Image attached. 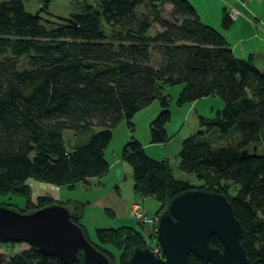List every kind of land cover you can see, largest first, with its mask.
Returning <instances> with one entry per match:
<instances>
[{"label": "trees", "instance_id": "1", "mask_svg": "<svg viewBox=\"0 0 264 264\" xmlns=\"http://www.w3.org/2000/svg\"><path fill=\"white\" fill-rule=\"evenodd\" d=\"M71 1L80 11L56 20L39 13L47 0H40L35 13L24 10L23 0L0 1V194L24 200L20 208L9 207L26 212L57 202L85 233L86 202L39 196L33 205L26 180L71 189L104 175L112 128L124 120L131 131V117L153 100L159 110L148 124L149 141L165 142L170 97L162 90L180 85L177 106L210 95L222 102L212 117L197 116L200 129L184 137L177 152V168L201 185L174 178L166 160L149 157L130 136L120 158L131 169L132 190L158 200L159 208L189 189L222 194L241 225L249 264H264V78L251 56L235 57L188 0ZM165 3L169 19L162 17ZM139 6L145 12L137 17ZM152 24L160 30L149 36ZM220 24L231 25L226 7ZM230 129L237 131V141L212 148L209 134ZM64 131L71 136L65 139ZM94 236L88 241L110 264H124L132 248L145 246L129 226L96 228ZM208 243L220 248L214 235ZM187 259L201 264L193 254ZM6 264L79 263L28 246L9 255Z\"/></svg>", "mask_w": 264, "mask_h": 264}, {"label": "water", "instance_id": "2", "mask_svg": "<svg viewBox=\"0 0 264 264\" xmlns=\"http://www.w3.org/2000/svg\"><path fill=\"white\" fill-rule=\"evenodd\" d=\"M69 216V208L57 202L26 212L0 205V243L24 242L64 262L110 264ZM154 234L157 250L132 248L124 264H188L189 254L201 264H249L241 225L220 193L189 189L175 195L157 214ZM211 235L220 248L209 245Z\"/></svg>", "mask_w": 264, "mask_h": 264}, {"label": "rangeland", "instance_id": "3", "mask_svg": "<svg viewBox=\"0 0 264 264\" xmlns=\"http://www.w3.org/2000/svg\"><path fill=\"white\" fill-rule=\"evenodd\" d=\"M93 1L94 0H91L90 2H93ZM188 1H193L194 5H195V2H196L195 0H188ZM206 1H208L212 4L213 3L215 4V0H206ZM40 4H42L40 2V0H23L24 10L27 12H30V13H35V12L39 11V5ZM261 6L264 7V4H262ZM45 8H46L45 9L46 11H44V10L39 11L40 15L42 17L48 18L50 20H56L55 17H67V15L69 13L79 12L80 11V4L72 2L71 0H47V4H46ZM213 8H215V6H213ZM169 9H170V5L168 3H165L162 7V17H164L165 19L170 18ZM135 12H136V16L138 17L141 13L145 12V10L143 7L139 6ZM254 19H255L254 16H252L251 20L249 19V21L252 22ZM237 20L238 19H236L235 21H233V23H231V25L227 29V30H229V32H232V30L235 29V26L237 24ZM204 23H207V22H204ZM211 26L220 32L224 31V29L221 27V25L219 23L216 24V23L212 22ZM157 30H160L158 28V26L156 24H152L150 29L147 31V34L149 36H151ZM251 32H252V30H251ZM255 49H257V50L254 52L255 54H253V57H251L252 63L254 65H257L258 67H262V69H264V66H263L264 48L262 46H261V48L256 46ZM247 57L248 56H246V58ZM262 69H259V70H262ZM175 86L176 85L166 87L167 93L173 94L174 89H172V88H175ZM175 98H171V100L169 101L170 119L166 123V127H165L168 134H173V140H171L169 143H167V145L160 146L159 148H161V149H159V150L160 151L166 150L168 163L170 164L172 175L174 178L184 180V181L190 183V185L193 188L199 187L197 185H201V181L196 179L193 174L180 171L177 168L178 157H177V154H175V152H176L175 143H176V141H180L184 137H186L190 134H193L198 129H200L198 119H197V115L195 114L194 111L197 108L200 109V107H202L204 104L198 103L195 105H190L189 103H187V104L184 103L183 105L177 106L175 104ZM216 98H218V97H216ZM218 100H219V98H218ZM151 107L153 108V110L147 111L150 109H143L142 111L136 112L131 117V122L133 124L131 131L127 129V126H126L124 120L119 121L112 128V130H111L112 137H111V139H110V141L106 147V157L109 161L111 159L110 158L111 152L113 153V151L116 149L115 152L118 153V149L120 147V146L118 147L119 140L122 138L123 132L126 133V130L129 134L127 140L129 139L130 136H133L138 141L145 142L144 133H148V124L151 121V119L154 118V116L157 114V112L159 110V108H157L158 103L156 100L153 101V103L151 104ZM148 108H150V107H148ZM156 108H157L156 113H154V115L151 116L152 112ZM197 113H200L199 110H197ZM150 116H151V118L148 122V120H146V119H148V117H150ZM63 134H64L65 139H67L68 137L71 136L69 131H67V132L64 131ZM148 136H149V134H148ZM237 136H238L237 131L235 129L234 130L230 129L227 134L221 135V134H217V133H211V134H209L208 137H209V140L211 142V144H210L211 147L215 148V147L225 146L226 144H231V143L237 141ZM153 144H158V143H153ZM146 150H149V148H146ZM162 151H161V153H162ZM155 159H161V157L155 158ZM118 172L119 171H117V173ZM119 175H120V178L122 180L121 181L122 183H120L118 185L120 187V195L122 196L123 193L126 194L129 191L130 195H131V197H130L131 200L134 199V201H139L140 204L142 205L143 209L146 211V213L148 215L154 214L157 216V214L164 208V206L166 205L167 202L164 203L161 206V208H159V201L153 199L150 196H146V197H141V196L135 197V196H133V192L131 189V186H132L131 172H130V174H128V172H126V170H122L121 173H119ZM25 183L27 184L26 186L30 190V200H31V203L33 205H36V203H37L36 200H37V197H39V196L50 197L49 196L50 194L55 195V191H56L55 186L49 185L47 183L34 181L31 178L27 179ZM59 188H60V190H59L58 197L61 201L73 200V199L78 200L80 198L85 199L84 197H87V195L92 193V191H89V190L85 191L83 188H80L78 184H76L71 189H67L66 187H59ZM228 189H229V193L234 192V187H228ZM89 196L91 197L92 195H89ZM23 203H24V200L20 196L0 194V204L1 205H8V206H12L14 208H17V207L20 208L23 206ZM85 210H86V208H85ZM102 212L105 216L104 218L107 220V224L98 223L97 226H95V227L107 228V227H118L119 225L120 226L121 225L122 226H129V227H133L135 230H137L145 238L147 237V233L151 232V228L153 229V227H151V226L149 228V227L142 225V224H139L137 221H135L129 214V206L127 207L126 214L124 215L125 218L118 223L116 220H115V222H110V220L111 219L113 220L114 217H112L110 215L109 211L103 209ZM83 220H84V214L82 217V222H83ZM86 223H87L88 228H86V227H84V228L86 230L85 233L87 235V238L90 239L91 241H95L94 230H93V232H88V230H87V229H89V230L91 229L90 228L91 223L89 221H87ZM153 233H155V231ZM27 247H28V245L24 242H15L13 245L0 244V264H6V261H7V258L9 255L16 253L18 251H21L23 249H27ZM144 247H146V246H144Z\"/></svg>", "mask_w": 264, "mask_h": 264}, {"label": "crops", "instance_id": "4", "mask_svg": "<svg viewBox=\"0 0 264 264\" xmlns=\"http://www.w3.org/2000/svg\"><path fill=\"white\" fill-rule=\"evenodd\" d=\"M195 1H196L195 5L193 1H189V2L193 5L200 21L203 23L207 22L204 24L209 26H211L212 22L216 24L218 23L220 24L222 10L224 9V7H226L227 3L230 4L232 2V0H215V4L214 3L212 4L206 0H195ZM262 4H264V0H247L245 2L243 10H241L242 15L237 17L238 20L235 29L232 30V32H229V30L227 29H224L223 32L219 31L226 39L230 47V50L232 51V54L235 57L241 59H246V56L253 57V54H255L254 52L257 50L255 49L256 46L260 48L262 46L264 48V7L261 6ZM213 6H215V8H213ZM247 15L254 16L255 19L251 22L247 18ZM254 66L258 69H262V67H258L257 65ZM263 66H264V62H263ZM172 89H174L173 94L167 93L166 87H163L162 90L163 93H166L168 95L170 94L169 95L170 100L171 98H175L177 96V93L180 90V85H176L175 88ZM216 97L217 96L215 95H210L188 103L190 105L203 103L204 105L200 107V109L199 108L195 109L194 112L197 116L209 118L212 117L215 111L220 109L222 106L221 100L220 99L218 100V98ZM153 101H151L149 105L140 109L139 111H142L143 109H150L147 111L153 110V108L151 107ZM157 108L152 112L151 116H153L154 113H156ZM197 110H199L200 113H197ZM151 116L148 117V119H146L148 120V122ZM128 135L129 134L127 130L126 133L123 132L122 138L119 140V144H118V147L120 146L118 149V153L115 152L116 149L113 151V153L111 152L110 161L106 157V148H105L104 158L108 163V169L104 175L100 177L87 178L85 183L82 182L76 183L79 185L80 188H83L85 191L88 190L92 191V193L89 194L92 195L91 197L87 195V197H84L85 199L82 198L78 199L80 201L86 202V206H85L86 210H84V220L82 224L84 227L88 228L86 222L89 221L91 223V227H90L91 229L90 230L87 229L88 232H93L94 229L98 228L95 227L97 226L98 223L107 224V220L104 218L105 216L102 212L103 209L105 210L107 209L110 215L114 217L113 220L112 219L110 220V222H115L116 220L118 223L125 218L124 215L126 214L127 207L130 205L131 202L134 201V199L132 200L130 199L131 195L129 191L126 194L123 193L121 196L120 187L118 186L120 183H122L119 173H121L122 170H126L128 174H130L131 172L129 165L120 158V148L122 144L127 140ZM167 135L169 136V138L165 142L153 144L149 141L148 133H144L145 142L142 141L139 142L140 143L142 142L141 146L144 152L146 153V155L149 154L148 156L153 159L161 157V159H157V160H166L168 162L166 150L163 151L161 150L162 153L159 150L161 149L159 148L160 146L167 145V143L173 140V134L167 133ZM180 143L181 140L176 141L175 143V147H176L175 154H177L179 150ZM146 148H149V150H146ZM117 171L119 172L117 173ZM55 188H56L55 195L50 194L49 196L54 200L61 201L58 197L60 188L56 186ZM133 196L139 197L138 195L134 194V192H133Z\"/></svg>", "mask_w": 264, "mask_h": 264}, {"label": "built area", "instance_id": "5", "mask_svg": "<svg viewBox=\"0 0 264 264\" xmlns=\"http://www.w3.org/2000/svg\"><path fill=\"white\" fill-rule=\"evenodd\" d=\"M247 0H232L229 4H226V15L228 19L233 23L237 19L238 16L242 14V9L244 8L245 2ZM251 15H247V18L251 20ZM129 214L130 216L137 221L139 224L145 225L151 228V232L147 233V237H144V244L151 252L157 250L156 241H155V221L156 215L150 214L148 215L146 211L143 209L142 205L139 201H133L129 205Z\"/></svg>", "mask_w": 264, "mask_h": 264}]
</instances>
